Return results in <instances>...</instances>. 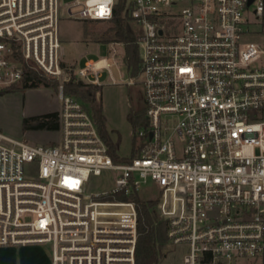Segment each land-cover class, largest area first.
Returning a JSON list of instances; mask_svg holds the SVG:
<instances>
[{
    "label": "built area",
    "instance_id": "2783aa9c",
    "mask_svg": "<svg viewBox=\"0 0 264 264\" xmlns=\"http://www.w3.org/2000/svg\"><path fill=\"white\" fill-rule=\"evenodd\" d=\"M118 1L0 0V93L28 70L60 82L56 144L0 132V246L48 245L50 264H135L136 195L184 264H252L264 255V42L247 24L264 0H127L147 124L114 161L63 82L100 85V70L116 81L104 57L66 66L58 21L110 20ZM105 169L114 186L86 193Z\"/></svg>",
    "mask_w": 264,
    "mask_h": 264
},
{
    "label": "rangeland",
    "instance_id": "374dc122",
    "mask_svg": "<svg viewBox=\"0 0 264 264\" xmlns=\"http://www.w3.org/2000/svg\"><path fill=\"white\" fill-rule=\"evenodd\" d=\"M69 1L59 0L63 6H66ZM253 8L254 5L248 8L249 22L247 28L250 33H253L251 38L264 42V14L255 18ZM129 24L134 28L131 21ZM112 27L113 23L110 20H76L68 18L63 12L58 21L62 42L61 55L66 66L80 68L84 67L87 60L106 58L111 75L116 82H111L107 70H100L98 76L100 85L83 83L86 86L95 85L98 87L95 93V102L101 106L106 129L113 135V138H116L118 134L120 144L117 154L127 158L132 155L139 142L135 132L145 127L147 121L145 106L143 109V103L139 97L140 85L129 77L123 62V44L113 40L114 30ZM71 75L73 74L71 73L69 78ZM59 85L60 82L56 80V86L50 82L49 86L40 84L36 87H17L13 91L0 94V132L14 138L24 139L29 143L56 144L60 137L58 129H25L23 119L53 111L58 112L60 105L58 99ZM77 98L83 101L81 98ZM85 104L86 106L90 105L89 103ZM137 110H141V115H138ZM130 112H137V122L130 121L128 118ZM140 118L143 119V124L138 123ZM117 173L116 170L105 169L99 175L89 176L85 186L86 193H100L109 190L114 186ZM41 248L47 255L50 254L48 245H41ZM184 251L183 246H171L166 243L163 255L157 264H184L182 262ZM252 264H264L263 258L252 262Z\"/></svg>",
    "mask_w": 264,
    "mask_h": 264
},
{
    "label": "trees",
    "instance_id": "16d2710c",
    "mask_svg": "<svg viewBox=\"0 0 264 264\" xmlns=\"http://www.w3.org/2000/svg\"><path fill=\"white\" fill-rule=\"evenodd\" d=\"M110 21L113 23V40L123 44V62L126 66L129 77L133 78L139 83L138 76L140 73V57L138 46L136 44V31L129 24L130 17L128 15L127 0H119L117 2L113 8V16ZM50 82H53L56 86V79L49 78L38 71L28 70L20 85H15L12 88H9L7 91L1 92L0 94L13 91L17 87H36L40 84L49 86ZM63 86V90L66 94L72 95L76 98L79 97L83 100V103L90 104L87 106V108L92 114L99 134L107 145L110 156L114 161H125L127 158L120 157L117 154L120 144V137L117 134L116 138H113V135L110 134V132L106 129L101 106L95 102V93L98 87L95 85L86 86L82 81L76 80L73 75H71V77L66 82H64ZM139 97L143 103L142 108L144 109L145 104L141 89L139 91ZM137 112L138 115H141V110H137ZM137 112H130L128 114L130 121H136ZM138 123L143 124V119L140 118ZM23 125L25 129L36 128L57 130L58 112L53 111L39 116L24 118ZM105 198L125 199L126 197L123 195H109ZM134 198L136 201L138 214V241L136 247L135 264H157L159 258L163 255V249L166 245V222L156 217L153 201L140 199L136 195H134Z\"/></svg>",
    "mask_w": 264,
    "mask_h": 264
},
{
    "label": "crops",
    "instance_id": "0c3cea01",
    "mask_svg": "<svg viewBox=\"0 0 264 264\" xmlns=\"http://www.w3.org/2000/svg\"><path fill=\"white\" fill-rule=\"evenodd\" d=\"M0 264H50V257L40 245L0 246Z\"/></svg>",
    "mask_w": 264,
    "mask_h": 264
},
{
    "label": "water",
    "instance_id": "95a60500",
    "mask_svg": "<svg viewBox=\"0 0 264 264\" xmlns=\"http://www.w3.org/2000/svg\"><path fill=\"white\" fill-rule=\"evenodd\" d=\"M252 0H248L247 4L249 5L251 3Z\"/></svg>",
    "mask_w": 264,
    "mask_h": 264
}]
</instances>
